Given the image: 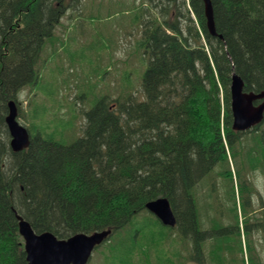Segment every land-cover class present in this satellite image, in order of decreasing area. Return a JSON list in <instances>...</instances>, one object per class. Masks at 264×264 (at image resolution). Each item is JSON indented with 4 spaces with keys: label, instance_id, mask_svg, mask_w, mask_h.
Wrapping results in <instances>:
<instances>
[{
    "label": "trees",
    "instance_id": "16d2710c",
    "mask_svg": "<svg viewBox=\"0 0 264 264\" xmlns=\"http://www.w3.org/2000/svg\"><path fill=\"white\" fill-rule=\"evenodd\" d=\"M211 1L217 36L209 32L203 0H168L151 16L141 38L151 59L140 96H76L93 106L83 136L71 145L49 128L54 117H46L57 104L42 103V118H24L31 125L29 149L15 153L5 121L8 103L20 105L21 91L40 86L44 50L56 55L63 45L54 32L65 4L0 0V264H28L18 217L38 234L59 239L105 230L121 237L136 227L130 248H117V239L103 264H132L137 254L142 259L141 246L151 249V236L160 257L170 248L171 257L180 259L181 240L188 237L202 252L208 234L198 232L202 220L217 221L211 212L213 172L226 188L222 200L235 201V174L242 194L254 190L248 175H264L263 137L254 133L244 144V134L232 130L231 85L236 74L245 91L264 90V0ZM161 198L171 203L175 228L146 209ZM234 206L230 213L239 225ZM173 233L178 237L168 246ZM233 235L240 245V233L238 240ZM246 246L248 264H264L250 242ZM163 264L180 263L163 257Z\"/></svg>",
    "mask_w": 264,
    "mask_h": 264
},
{
    "label": "rangeland",
    "instance_id": "374dc122",
    "mask_svg": "<svg viewBox=\"0 0 264 264\" xmlns=\"http://www.w3.org/2000/svg\"><path fill=\"white\" fill-rule=\"evenodd\" d=\"M167 3L168 0H86L85 3L81 4L79 10L70 9L62 17L54 32L55 36L61 37L63 45L59 47L60 49L57 50L56 55H53L52 48H47L43 52L46 63L45 69L41 71L40 86L38 88L27 86L21 91L20 101L22 102H20V106L22 110L20 117L23 115V118H19L21 124H28L29 128L31 125L29 126L30 122L24 119L26 118L25 115H38V118H42L46 114L47 108L41 106V104L56 103V107L50 110V114L46 117L47 121L52 119V115L54 117L49 128L51 132H55L60 137V141L71 145L83 136L87 124L85 113L92 110L93 106L92 103H88L86 100L83 101V104L81 100L76 101V96L81 99L84 97L90 99L91 96L94 99L110 96L113 97L110 98L111 100L140 96L144 76L151 59L150 53L141 39L142 28H140V25L144 19V12L147 11L151 16L152 11V14L155 15ZM261 131L262 128L259 131V134L262 135ZM248 137L242 138L244 144H246ZM239 161L240 158L237 159L238 165H240ZM232 167L234 169V166ZM211 175L213 178L215 177V174ZM248 176V182L254 187L253 194L260 189L263 190L264 184L262 186L260 184L264 183V175L261 172L257 171ZM234 182L235 201L232 199L231 204L232 208L235 207V203L237 205L239 225H237V222L234 223V215L227 208H224V205L229 203L228 201L223 200L221 208L226 212L223 216L226 217L224 219L225 223L234 226L232 229H227L226 233L232 232L236 235L240 233L242 243L237 245L234 241V252L227 258V264L229 262L232 264H247L246 244L249 242L254 249V255L256 257L257 254L260 255L261 260L264 262V253L261 248L264 245V239L261 238L259 226L254 223L255 220L258 221L259 215L257 213L252 214L259 207L256 204L246 202L244 196L248 198V192L246 195L242 194L236 175ZM256 199L258 200L259 197ZM245 203L247 206L244 205ZM257 204H260L259 200ZM251 220H254V222H252V226L247 232L246 223L249 224L250 222L251 224ZM136 230V227H132L126 232H121V237H119L120 233L112 235L109 243L93 252L89 264H103L109 246L117 239H119L117 248H130V234L136 233ZM154 230L157 232L156 229ZM244 233L246 234L244 235ZM157 237L154 238L157 239ZM173 237L177 238L178 235L173 233L170 236L168 246ZM152 239L151 236V249L141 246L144 251L142 253L143 258L139 259L140 256L137 254V256H134L132 264L138 262L163 264V257L171 259L173 263L183 264L182 257L185 256L187 250L192 251L193 248L192 240L183 239L180 243L181 259L171 257L170 248H168L167 255L162 253L160 257L159 251L155 248L156 242L154 243ZM204 240L201 246V264H212L210 257L213 260L217 244L211 238H205ZM153 243L154 245H152ZM174 245L177 248L179 247L177 243ZM133 246L136 249L139 243L136 242ZM168 246L165 245V247ZM165 247L163 250H166ZM123 259L121 257V260ZM222 260H224L223 257ZM106 264H120V262L114 263L110 259Z\"/></svg>",
    "mask_w": 264,
    "mask_h": 264
},
{
    "label": "water",
    "instance_id": "95a60500",
    "mask_svg": "<svg viewBox=\"0 0 264 264\" xmlns=\"http://www.w3.org/2000/svg\"><path fill=\"white\" fill-rule=\"evenodd\" d=\"M207 26L212 36H217L214 11L211 0H203ZM245 81L234 74L231 85L233 130L247 131L264 123V90L260 93L245 91ZM261 103L255 105V102ZM19 109L15 101L8 103L6 125L11 136V149L19 153L31 145V134L18 121ZM148 211L156 215L163 225L175 227L177 219L167 198L147 204ZM20 235L25 240L28 264H88L96 247L102 245L111 235V230L93 234H77L68 240H59L51 232L38 234L31 224L18 217Z\"/></svg>",
    "mask_w": 264,
    "mask_h": 264
},
{
    "label": "flooded vegetation",
    "instance_id": "af4514ba",
    "mask_svg": "<svg viewBox=\"0 0 264 264\" xmlns=\"http://www.w3.org/2000/svg\"><path fill=\"white\" fill-rule=\"evenodd\" d=\"M34 1H37L39 3L55 4L59 8H60V4H65V7L64 6L62 7L64 15L67 14L70 9L79 10L81 7V4L86 2V0H34ZM87 113H85V114L87 115ZM260 130H261V127L254 128L253 130H249V131L244 132V135L245 136L246 135L247 136H253L254 133H257ZM263 144H264V139H263ZM214 178L212 179L211 182H212V191L215 195L214 198H216V202H215L214 208H212L211 212H212V216H214L217 219V221L213 222V224H210L207 220H202V223H201L202 227H205L206 229L201 228L198 230V232L208 233L207 236H205V237L214 239L215 244H217V250L214 253L212 264H227V258L230 257V255H231L230 245L227 244V245L221 247L220 241L221 240L225 241L226 239H229L231 234H234V233H232V232L226 233L227 229L231 228V226L228 223H225L224 219L226 217L224 218L223 216L226 214V212L224 209L221 208L222 207L221 203H223L222 195L226 191V188L222 183L221 177H216L215 179ZM262 184H264V183H261L260 186H262ZM203 189H204V187L201 186V190H203ZM263 193H264V185H263V190L260 189V190H258V192L254 193V194H253V191H249V193H248L249 194V197H248L249 202L252 204H256L259 207V209H255L252 212V214L257 213L259 215L258 221L255 220V222H254V220H251V224L249 222L248 226L250 229V227L252 226V222H254L256 226L258 225L259 231L261 234V238L264 239V194ZM256 196L259 197L258 200L260 201V204H257L258 200L256 199L257 198ZM252 204H251V206H252ZM227 206H229V207H227ZM257 206H256V208H257ZM230 207H231V205L229 203L224 205V208H227L228 211H230ZM202 212H203V210H202ZM255 216H257V215H255ZM253 219H255V218H253ZM221 221L223 223V226L219 225ZM257 222H258V224H257ZM254 223H253V225H254ZM231 231H233V230H231ZM184 232L187 233V230L184 229ZM183 239L189 240L188 237H185ZM261 248H262L263 253H264V245H262ZM200 255H201V252H200L199 245L193 243L192 251L187 250L185 253V256L182 257L183 264H201V256ZM222 257L224 260H222ZM257 257L260 258V260H261L260 255L258 256V254H257ZM229 264H232V263L229 262Z\"/></svg>",
    "mask_w": 264,
    "mask_h": 264
}]
</instances>
